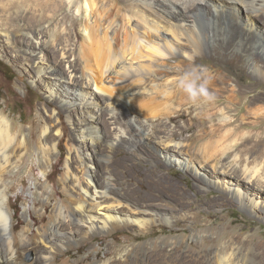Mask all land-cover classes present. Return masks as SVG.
I'll use <instances>...</instances> for the list:
<instances>
[{"label": "bare ground", "instance_id": "6f19581e", "mask_svg": "<svg viewBox=\"0 0 264 264\" xmlns=\"http://www.w3.org/2000/svg\"><path fill=\"white\" fill-rule=\"evenodd\" d=\"M66 4L71 5L77 15L83 16V12L91 15L103 11L104 17L121 21L124 26L133 25L135 22L137 33L120 28L117 24L113 27L117 35L120 29L126 35L129 32L134 33V36H128L130 45L120 54L111 57L116 62V69L106 65L99 70H88V66L95 60L91 57L94 50L100 52V60H107L103 54V45L93 48L85 46L79 58L71 59L72 52L68 47L75 46L76 43L59 26L60 21L70 16L68 10L60 12ZM203 4L209 6L208 13L203 11ZM239 5L248 10L245 27L249 31L236 30L229 16L230 9H237L236 6ZM56 13H60L61 18ZM255 19L260 21L264 31V0H0V33L6 45L12 49L8 51L6 48L5 51L19 64L30 66L37 74L47 68L53 70L57 66L62 67V74L53 73L49 77L66 85H75L80 99L78 120L82 122L72 136L53 113H49L48 121L44 120L41 114L46 110L42 106L38 109L41 122L37 125L35 136L33 125L16 126L0 109V264H264V242L257 241L255 248V244L251 245V240H242L240 235L228 236L226 233V236L212 237L213 247L210 250L201 247L196 255L192 253L194 248L185 251L180 249L182 239L178 236H158L144 243L124 244L121 243L122 237L118 236V239L114 237V240L108 242L103 250L89 245L91 253L84 258L71 260L70 253L72 249L79 248L75 245L85 244L94 238L105 239L117 232H127L135 228L137 232L133 235L127 234L123 240H136L153 235L156 226L172 227L176 223L167 216V211H163L161 215L157 211L153 212L148 209L147 204L132 200L125 191L115 186L108 169L113 157L121 160L126 168L134 169L126 155L127 150L138 157L154 156L151 161L159 166L171 163L169 149L174 148L184 160L178 164L183 169L192 167L195 160L201 168L211 166L213 172L219 176L230 174L225 178L234 181L238 186L241 179L247 188L257 190L264 187V162L253 161L251 164V160L243 161L237 154L227 166L224 159L214 157L215 144L218 147L221 140L235 134L229 130L222 133L221 129L237 120L224 116L213 122L215 128L212 132L206 130L203 134L218 136V140L206 141L204 147L199 148L195 154L192 149L187 148L184 151L180 149V143L159 135L170 133L174 136L176 127H179L177 124L168 128L167 124L159 123L156 119L158 123L145 131L141 121L136 122L131 117H125L127 111L124 112L122 108L128 105L130 99L148 97V102L156 100L151 94H145L146 90L130 89L122 92L121 99L126 105L123 103L121 106L122 101L119 100H108L104 102V107L98 103L92 104L99 101V97L104 99L110 95L101 81L109 78L117 68L121 69L123 78L139 76V82L143 86L151 79H163L173 73H186L198 87L206 81L208 94L215 96L217 101L225 100L227 110L237 109L244 103L246 112L241 119L252 118V123L255 124L262 115L255 112V102L262 100L260 96L263 93V90L255 91V86L264 85V74L256 72V69L259 70L258 66L264 67V43L251 32L255 28ZM253 23L254 28H250ZM19 24L23 25L21 34H18ZM72 24L74 27L79 25L75 20ZM36 27H39V33L35 34ZM9 29H13L14 34ZM83 30L86 36L83 43L91 42L93 37L89 28L84 26ZM167 31L186 41L173 45L168 40H162V34L169 33ZM18 42H22L19 48L16 45ZM111 45L110 50L114 52L115 44ZM185 48H190L191 52L185 53ZM136 49L138 53H135ZM206 50L210 53V58L204 56ZM246 57L252 58L249 68L258 76L245 83L247 85H242L243 88L239 85V77L246 73L247 69L241 63ZM129 59L136 61L129 62ZM232 75L237 78L235 85L230 84L233 82ZM179 77H175L171 84L176 85V81L181 79ZM76 78H80L77 84L73 82ZM54 84L58 86V83H52ZM58 87L64 89L60 83ZM119 90L122 91L120 88ZM48 92L51 97L52 91L48 89ZM59 94L60 100L62 93ZM67 118L70 122L71 117ZM174 118L170 114L168 121ZM101 122H105L113 131L112 139L108 143V153L103 155L99 154L98 148L103 137ZM240 122L236 126H240ZM260 137H257L259 143L264 140ZM148 140L153 145L148 144ZM124 142L127 143L126 149ZM62 143L64 149L60 146ZM83 143L93 145L90 153L83 150ZM140 146L147 150L146 154L139 152ZM227 148L229 147L223 148V155L228 156ZM117 151L121 153L118 155ZM56 153L58 156L55 163L62 164L56 182L51 186L41 183L34 185L31 188L32 201L29 206L26 202H19L20 194H16L11 200L10 192L16 185L12 184L9 177H13L18 169L28 167L29 157L32 156L39 171L46 179H50L51 172L47 173V169L55 165L53 158ZM199 156L207 157L204 160L206 163ZM225 167H229V170ZM33 169L31 166L28 168L30 172ZM151 173L155 181L168 191L186 193L172 178L162 176L155 170ZM21 182L22 179L19 184ZM240 187L243 188L242 185ZM19 210L22 211V218L18 216ZM26 214L30 215L32 221L27 219ZM235 239L248 247L247 254L239 256L231 248ZM29 249L34 254L31 258L25 255ZM66 254L68 255L64 258Z\"/></svg>", "mask_w": 264, "mask_h": 264}, {"label": "rangeland", "instance_id": "374dc122", "mask_svg": "<svg viewBox=\"0 0 264 264\" xmlns=\"http://www.w3.org/2000/svg\"><path fill=\"white\" fill-rule=\"evenodd\" d=\"M236 8L237 9H230L229 12V16L233 20L235 29L239 31H249L245 27L248 22V10L246 11V8L242 5H239L238 7L236 6ZM65 10H68L70 16L65 19L63 18L64 20L60 21L59 26L63 27L62 31L69 33L73 38V41L76 43L75 46L71 45L68 47L71 48V59H74L75 57L79 58L82 49L85 48V46L93 48L96 45H103L105 48L103 54L107 60H100L102 57L99 56L100 52L94 50L91 57L92 60L93 57L95 60L88 66V70H99L106 65L116 69V62H114L111 57L120 54L130 45L128 36L132 37L134 36L133 32L137 33L135 22H133V25L129 24L124 26L121 21L116 22L112 17H104L102 13L103 11L91 15H87L85 12H83V16L77 15L74 8L68 4H66L65 8L61 9L60 12L63 13ZM209 10V6L203 4V11L208 13ZM56 15L58 18H61L60 13H56ZM73 20L77 21L79 25L74 27L72 24ZM255 20V28L257 29L254 28L253 23L250 26V28H252V26L254 28L251 29V32H254L253 34L258 38L260 37L261 41L264 43V31H262L263 25L258 19ZM116 24L120 28H127L133 32H129V35H126L122 32V29H120L117 35L114 33L113 29ZM84 26L88 27L90 30L91 37H93L91 39L92 43L90 41L83 43L84 37H86L83 30ZM19 27L18 34H21L23 25L19 24ZM35 29V34L39 33L37 30L39 27H36ZM8 31H11L14 34L13 29H9ZM75 33H77L78 36ZM162 35H164L162 40H168V42L173 45L177 42L186 41L175 35L173 32H165V34ZM18 43L16 44L17 48L21 46L22 42ZM112 43L115 44L114 52L110 50V45ZM90 44L94 45L91 46ZM6 48L8 51H12V49L6 45V42L0 33V109L3 111L4 115H6L16 126L28 127L29 125H33L32 130L36 136L37 125L41 122V117L38 115V109L44 106L46 112H42L41 114L44 120L48 121L50 118L49 113H53L54 116L58 118V121L62 123V126L68 134L74 136L77 129L82 125V122L78 120V103L80 102L78 95L79 91L76 90V87H74L75 85L72 86L71 84H67L68 86H71V88H68L65 83L63 84L59 80H53L49 77V75L58 73L62 74L60 71V69L62 70V67L57 66L55 69L52 68L53 70L47 68L45 71L37 74L30 66L19 64L18 61H15L10 53L5 51ZM190 52V48H185V53ZM135 53H138L137 49L135 50ZM204 56L210 58V53L206 50L204 51ZM97 60L100 61L97 62ZM130 60L136 61L134 59H129L128 61L130 62ZM251 61L252 58L250 57L241 60L242 65H244L243 67H246L247 70L245 75L239 77L240 86L247 85L245 83L252 81L254 77L256 79L258 76L256 75L257 73L264 74V67H262V65L258 66L259 70L256 69L257 73L252 72L249 68ZM133 65L135 66V63H133ZM120 70L121 69L117 68L116 72L111 73L109 78L106 77L101 81L103 86L109 91L110 95L104 99L99 97V101L93 102V105L98 103L104 107V102L106 103L108 100H119L122 101V106L124 103L121 99L122 92L130 89L146 90L147 92L145 94H151V96L156 98V100L152 102H158L159 104L152 103L150 99L149 103L148 97H144L145 99H130L128 105L122 108L124 112L127 111L125 117H131L136 122L141 121V126L146 129L145 131H148L152 126H155L158 123V120L159 123L163 122L167 124L168 128H173L174 124H177L179 127H176L177 132L174 136H171L170 133H168L170 135L165 133H160L159 135H164V137L171 138L174 142L180 143L179 147L184 151L187 148L192 149V152L194 151L193 153L196 152L195 154H197L199 148L202 146L204 147L206 141L218 140V136L211 134L206 136L203 133H205L206 130L211 131L215 128L213 122L222 119L224 116H228L230 119L237 121L233 122L231 125H226L221 131L224 133L229 130V132H234L235 134L234 136H229V138L225 140H221L218 147L217 143L215 144L214 157L224 159L226 165L232 163L231 159H234L232 157H235L237 154L243 158V161L244 159L251 160V164H253V161L264 162V140H261V143H259L260 141L258 142L259 139L257 138L258 136H261L260 138L264 139V85L256 84L255 86V91L263 90V93L260 96L262 97V100L255 102V112L262 115L260 116L261 118L256 120L255 124H253L252 118H247L245 120L241 119L243 113L246 112V106L244 103H241L237 109L230 108L227 110L225 107L227 102L225 100L222 102L217 101L215 96H211V99H206L203 95H199L193 100L188 93L179 87L180 80L176 81V85L171 84L176 79L175 77L180 78L179 76H181L182 78L186 73H173L169 74L170 76H164L163 79H151L146 86H143L139 82V76L137 77L134 75L129 78H123L121 77L122 74ZM59 76L60 75H58V77ZM262 78L264 80V75ZM79 79L80 78H76L73 82L77 84ZM232 80L233 82H230V84H237V78H235V75H232ZM52 83H58V86L60 83L64 89L55 84L54 86ZM195 86L198 88V85ZM242 87L244 88V86ZM119 88L122 89V91H120ZM48 89L52 91L51 94L53 95L51 97L48 96L50 94ZM59 93H62L63 96L60 97V100L58 98L60 96ZM64 93L65 96L63 95ZM157 94L159 96H157ZM170 97L174 98L169 100ZM164 99L166 100L164 101ZM166 101L168 103H165ZM239 101H242V99ZM193 103L195 105H193ZM124 105H126V102ZM162 105L164 106L162 107ZM174 109L177 112L174 111ZM170 114L175 118L168 121V116H170ZM69 116L71 117L70 122H68L67 118ZM239 121H241L239 124L240 126H236V123L238 124ZM248 123L252 126L250 124L248 125ZM101 127L103 137L101 138V144L98 148L99 154L103 155L108 153V143L112 139L111 136L113 131L107 127L105 122H101ZM257 134L258 136H256ZM147 143L153 145V142L150 140H148ZM123 144L126 149L127 143L124 142ZM60 146L64 149L63 143ZM82 146L81 147L84 151L88 153L92 151L93 145L90 143H83ZM222 147H229L227 148L228 156L223 155L222 152L224 151ZM139 152L146 154L147 150L143 148V146H140ZM169 152L171 154V158L169 157L172 160L171 163L169 162L170 164L168 165L160 164L159 166H155L151 161L152 158L154 159V156L149 158L138 157L133 155L131 151L127 150L126 155L129 162L133 163L134 169L126 168V165H124L121 160L115 159L116 157H113L114 159L108 169L113 177L114 183L116 184L115 186L122 191H125L129 198L147 204V207H149L148 209L153 210V212L157 211L160 215L164 213L163 211H167V216L172 218V222L176 223H174L172 227L163 225L161 228H158L156 226V231L153 235H146L136 240H123V237L127 236V234L133 235L137 232L135 228L129 229L130 231L127 232H117L112 236H107L105 239L94 238L85 244L81 243L75 245V247L79 246V248L70 251L72 254L71 260L84 258L89 255L91 253V249H88L89 245L103 250L108 242L114 240V237L115 239H118V236L122 237V244L126 242L144 243L158 236H178L182 239L180 249L185 251L194 248L195 251H192V253L195 255L201 247L210 250V248L213 247L211 238L216 235H240L242 240H251V245L255 244V248L257 247V241L264 242V187L253 190L247 188L245 182L240 179L241 183L239 182L237 184H240V186L242 185L243 188H241L236 185L234 181L225 178L229 177L230 174H221L219 176V174L213 172L211 166L201 168L195 160L192 167L183 169L178 165L180 162H184L180 154L175 152L174 148H170ZM120 153L121 151H117L118 155ZM56 156H58L57 153L53 158L55 165L53 167L49 166L47 169V173L51 172L49 173L50 179H46V176L39 171L38 167L35 165V161L32 156H30L28 167L18 169L13 173V177H9L12 184L16 185V187L10 192L11 200H13L16 194H20L21 198L19 199V202L21 204L26 202L29 206L32 201L31 188L34 185H40L41 183L51 186L53 182H56L61 170L60 167H62V164L55 163L57 160ZM199 158L201 161H204L207 157L199 156ZM30 166L34 168L33 172L28 170ZM152 170L157 171L162 176L172 178L178 187L185 190L186 193L181 194L178 191L172 192L163 188L162 185L155 181L153 173H151ZM226 170H229V167L226 168ZM216 175H218V177H216ZM222 177H224V179ZM20 179H22V182L19 184ZM40 199L41 198H39V200ZM18 216L22 218L21 210L18 211ZM25 216L29 221H32L29 214H26ZM231 248L238 252L237 254L239 256L248 253V247L241 245L237 239L231 244ZM25 255H27V258H31L34 254L33 251L29 249L26 251ZM67 255L68 254L64 255V258ZM235 262L236 260L234 259V263Z\"/></svg>", "mask_w": 264, "mask_h": 264}, {"label": "clouds", "instance_id": "9594fccd", "mask_svg": "<svg viewBox=\"0 0 264 264\" xmlns=\"http://www.w3.org/2000/svg\"><path fill=\"white\" fill-rule=\"evenodd\" d=\"M206 84L207 82L205 81L197 88L195 86V82L190 79L189 74H185V76H183L179 81V87L188 93L190 98L193 100H195L199 95H203L206 99L212 98L207 92Z\"/></svg>", "mask_w": 264, "mask_h": 264}]
</instances>
